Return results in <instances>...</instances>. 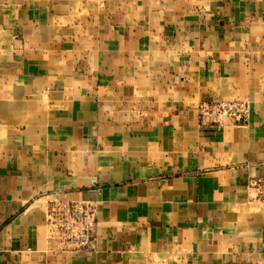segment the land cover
I'll list each match as a JSON object with an SVG mask.
<instances>
[{
  "label": "crops",
  "instance_id": "1",
  "mask_svg": "<svg viewBox=\"0 0 264 264\" xmlns=\"http://www.w3.org/2000/svg\"><path fill=\"white\" fill-rule=\"evenodd\" d=\"M233 99L248 123H202ZM255 176L264 0H0V264H264Z\"/></svg>",
  "mask_w": 264,
  "mask_h": 264
},
{
  "label": "built area",
  "instance_id": "2",
  "mask_svg": "<svg viewBox=\"0 0 264 264\" xmlns=\"http://www.w3.org/2000/svg\"><path fill=\"white\" fill-rule=\"evenodd\" d=\"M251 113L250 103L246 100H220L206 103L201 107L202 123L223 126L225 123L246 124ZM249 186L256 193L257 199L264 201V177L249 178ZM53 223L62 233L66 242H73L78 247L91 245L95 233L96 215L94 209L80 202L61 203L53 212Z\"/></svg>",
  "mask_w": 264,
  "mask_h": 264
}]
</instances>
